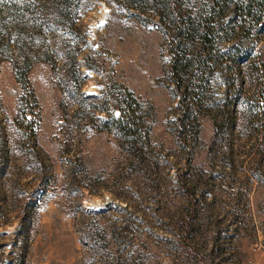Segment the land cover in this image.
I'll return each mask as SVG.
<instances>
[{"label":"rangeland","instance_id":"374dc122","mask_svg":"<svg viewBox=\"0 0 264 264\" xmlns=\"http://www.w3.org/2000/svg\"><path fill=\"white\" fill-rule=\"evenodd\" d=\"M163 3L0 0V264H264V23L220 17L198 127Z\"/></svg>","mask_w":264,"mask_h":264},{"label":"trees","instance_id":"16d2710c","mask_svg":"<svg viewBox=\"0 0 264 264\" xmlns=\"http://www.w3.org/2000/svg\"><path fill=\"white\" fill-rule=\"evenodd\" d=\"M232 2L235 4L232 18L234 21H237V19L240 21V23L236 22L233 26L236 34H233L232 41L234 45L231 48H236V37L249 34L253 27L264 23V0H164L163 11L171 20L173 32L176 36L174 38L179 40L173 41L172 51L174 52L171 61V72L172 78L177 84L176 93L180 98L178 108L181 112L179 120L183 124L190 123L189 121L192 120L198 127L200 125L198 115L193 112L196 108L201 111V96L195 90L198 84L194 85L195 80L199 81V75L195 73V70L207 67V64L213 60L214 52H217L218 37L216 33L219 23L222 21L220 17L224 18L229 13ZM191 3L194 5L200 4V6L198 8H195V6L190 7ZM207 5H209V8H207ZM235 29H238V32ZM197 44L203 48L204 56L202 55L203 52H199ZM221 60L223 61V59ZM198 64L201 66H198ZM258 66L259 64H257V68ZM30 68V64H24L18 75V80L21 83L25 82L28 87L27 90L30 88L28 80ZM186 69L194 70L193 76L189 78L188 82V79L185 80V78L179 76L181 72L188 73ZM29 94V99L35 105L36 97L32 90ZM130 95L131 101L127 102L128 110L134 109L136 103L135 99L132 98V94ZM262 95L264 97V89H262ZM127 100L125 98V101ZM128 110H125V116L131 117L133 113ZM127 114L129 115L127 116ZM198 133L199 131L196 134Z\"/></svg>","mask_w":264,"mask_h":264}]
</instances>
